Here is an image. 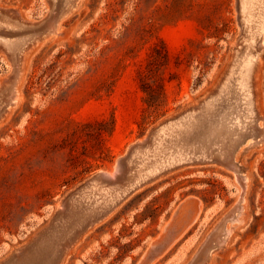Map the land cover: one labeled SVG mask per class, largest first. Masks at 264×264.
<instances>
[{"label":"rangeland","instance_id":"1","mask_svg":"<svg viewBox=\"0 0 264 264\" xmlns=\"http://www.w3.org/2000/svg\"><path fill=\"white\" fill-rule=\"evenodd\" d=\"M51 1L0 0V10L23 24L60 15L56 31L22 54L17 101L0 118V263L105 172L119 174V187L146 178L75 242L62 264H189L240 199L224 243L203 263L264 264V143L250 139L237 150L238 172L219 163H168L181 153L225 147L221 140L234 139L242 125L264 130V0ZM12 23L0 15V38L21 41L27 32ZM252 56L249 115L240 73ZM12 70L0 45V91ZM166 121L173 126L119 173V160ZM223 123L227 132L217 140ZM109 190L73 201L54 234L109 206L101 197L115 195Z\"/></svg>","mask_w":264,"mask_h":264},{"label":"water","instance_id":"2","mask_svg":"<svg viewBox=\"0 0 264 264\" xmlns=\"http://www.w3.org/2000/svg\"><path fill=\"white\" fill-rule=\"evenodd\" d=\"M0 15H4L6 18L8 17V19L14 22V24L12 23V25H9V27L11 26L12 28H21L27 32V36L21 41H10L4 38H0V45L10 56L13 67L10 80L0 91V94L2 96V99L0 100L1 118L3 114L10 108V106L13 105V100L17 95L16 86L20 76V61L22 54L33 42H36L46 35H50L55 32L60 16L58 14L51 13L46 19L41 20L36 24H23L20 21L13 19L9 13H5L0 10ZM173 124V121L164 122L160 127L153 130L148 138L135 144L130 149L128 155L125 158L119 160L118 172H122L123 167L127 164L128 160H130L133 154L143 149V147L152 140L155 134L173 126ZM261 138H264V130L260 129L255 124L251 126L250 129H245V132H239V134H237L233 139V142H231V144H228V147L225 146L220 149L218 148L216 150H212L211 153L200 152V155H197L193 152H188L187 154L192 158L187 162L199 161L202 163L205 158L201 157V155L205 153L207 154V156L211 155L212 160H215L217 163L235 172H238L239 168L234 161L235 153L237 152V150L243 144L247 143L250 139ZM119 180V174L112 177L106 173H98L87 180L64 201V203L62 204V209L57 212L56 217L53 219L48 228L43 230L29 245L12 252L11 255L0 264H24L25 261L38 256L37 252H39V250H41L42 248H47V251L44 254H46L47 258L49 259V264H60L67 251L91 226L104 219L113 209L114 205L127 198L131 193H133L144 183L143 181L137 183L138 180H133L128 181V183L119 187L115 185ZM109 185L114 186L109 187ZM101 189H110L113 191V193L119 194V196L121 194V197L113 202L114 205L111 203L112 205H107L104 208L92 209L89 216L84 217V219L72 229L67 230V227L63 225L61 226V228L63 229L62 234H54L57 232L56 229L59 227V223L65 217L66 211L70 207L72 208V205L75 203L73 201H76L82 196H86L87 194L93 195ZM240 202L241 199L238 204L229 212V214L226 215L217 225L215 230L209 235V237L203 243L200 250L197 252L195 257L189 264H202L207 260L209 254L211 253V251H213L214 248L224 243L223 236L226 233V225L227 223L234 220L237 211L240 209ZM55 247L57 249H55Z\"/></svg>","mask_w":264,"mask_h":264},{"label":"bare ground","instance_id":"3","mask_svg":"<svg viewBox=\"0 0 264 264\" xmlns=\"http://www.w3.org/2000/svg\"><path fill=\"white\" fill-rule=\"evenodd\" d=\"M53 1V0H52ZM51 1V2H52ZM59 1V0H58ZM66 1V0H65ZM254 1H256V0H253L252 2H254ZM260 1H262V0H259V2ZM74 2V1H73ZM73 2H71V3H73ZM238 2V1H237ZM250 2H251V0H250ZM263 2V1H262ZM58 3V2H57ZM70 3V2H69ZM240 4H241V6L242 5H244V4H242L241 2H239ZM246 3H247V1H246ZM54 4V3H53ZM68 4V3H67ZM248 4V3H247ZM263 4V3H262ZM262 4H261V6H262ZM75 5V4H74ZM251 8H253V6H254V4L253 3H251ZM247 6H249V5H247ZM264 6V5H263ZM70 7V6H69ZM68 7V8H69ZM71 8H74L73 6H71ZM262 8V7H261ZM264 8V7H263ZM262 8V9H263ZM63 9V8H62ZM61 10V9H60ZM65 10V9H64ZM246 10V9H245ZM53 11V10H52ZM68 11V10H67ZM257 11V10H256ZM256 11H255V13H256ZM259 11H261V10H259ZM258 11V12H259ZM55 12V11H54ZM66 12V11H65ZM69 12V11H68ZM67 12V13H68ZM264 12V11H263ZM56 13V12H55ZM242 13V12H241ZM261 13V12H260ZM59 14V13H58ZM261 14H263V13H261ZM65 15V14H64ZM255 16V14L253 15L252 14V12H250V13H248V16ZM60 16V15H59ZM242 16V15H241ZM244 16H242V18H243ZM257 17V16H256ZM244 19V18H243ZM242 19V20H243ZM261 19V18H260ZM262 24L260 25V31L261 32H263L264 31V16H262ZM10 22H11V20H10ZM245 22H247V21H245ZM258 22V21H257ZM261 22V21H260ZM259 22V23H260ZM243 23V22H242ZM241 24V23H240ZM245 24V23H244ZM248 24V23H247ZM247 27V26H246ZM6 28V27H5ZM56 31V30H55ZM252 31V30H251ZM5 33V32H4ZM264 33V32H263ZM7 34V33H6ZM11 34V33H10ZM16 34V33H15ZM14 34V35H15ZM241 35V34H240ZM248 35V34H247ZM8 36V35H7ZM252 36H253V34H252ZM241 37V36H240ZM261 38H263V37H261ZM264 39V38H263ZM254 40V39H253ZM38 41V40H37ZM244 41H248V40H244ZM249 42H251V41H249ZM254 42V41H253ZM253 44V43H252ZM236 45V44H235ZM249 45V44H248ZM245 46H247V45H245ZM260 53V52H259ZM251 54V53H250ZM263 54V53H262ZM238 56V55H237ZM247 56V55H246ZM258 58H260V57H258ZM239 59V58H238ZM253 59H254V57L252 56V57H246L245 58V63H243L244 65L242 66V69H241V75H240V78H241V89L243 90V95H244V97H245V99L247 100V105H249V108H248V112H249V115L250 114H252L253 113V109H252V100H251V93H250V87H249V80H250V74H251V72L253 71ZM257 60V59H256ZM255 60V61H256ZM234 62V61H233ZM235 72V71H234ZM256 72V71H255ZM21 73V72H20ZM254 75V74H253ZM252 77V76H251ZM251 84H253V83H251ZM239 85H240V83H239ZM229 94V93H228ZM239 95V94H238ZM232 96V95H231ZM17 97H18V95H16V97L14 98V100H13V105L12 106H14L15 105V103H16V101H17ZM12 106H10V107H12ZM9 110H12V108H9ZM187 122V121H186ZM180 123V122H179ZM238 123H240V124H242L243 123V121H239ZM180 125V124H179ZM239 124H237V126H238ZM248 125V124H247ZM177 126V125H176ZM175 126V127H176ZM187 126V125H186ZM181 127H182V124H181ZM226 127V125H225V123H223V124H221V128H219V130H218V132L215 134L216 135V138H217V140H218V138H219V136L221 135V131H223V132H225L226 130L224 129ZM183 128V127H182ZM194 128V127H193ZM245 129H247L245 126H241V130H245ZM183 130V129H182ZM187 130V129H186ZM241 130H240V133H241ZM170 132V131H169ZM227 132V131H226ZM162 133V132H161ZM187 133V132H186ZM189 133V132H188ZM168 134V133H167ZM239 134V133H238ZM161 135V134H160ZM172 135H174V132H173V134ZM172 135H168V136H171L172 137ZM179 135V134H178ZM156 136H158V134L156 135ZM162 136V135H161ZM165 136H167V135H165ZM164 136V137H165ZM154 138V137H153ZM214 138V137H213ZM155 140V139H154ZM177 140H179L178 139V137H177ZM220 141V140H219ZM222 142H221V144L222 145H224V146H227L228 147V144L230 143V142H233V139H229V140H227V137H226V139H223V140H221ZM250 141H252V142H254V143H257V144H261V143H264V138H261V139H251ZM155 142V141H154ZM162 142H163V140H162ZM165 142V141H164ZM217 142V141H216ZM165 143H167V142H165ZM157 144H158V142H157ZM204 144V143H203ZM150 145V144H149ZM170 145H172V144H170ZM194 145H196V144H194ZM205 145V144H204ZM207 145V144H206ZM151 146V145H150ZM174 146V145H173ZM145 148V147H144ZM212 148V147H211ZM148 149V148H147ZM188 149V148H187ZM143 150V149H142ZM154 150H155V148H154ZM148 151V150H147ZM146 151V152H147ZM153 151V150H152ZM158 151H160V150H158ZM179 151V150H178ZM154 152H156V151H154ZM224 153V152H223ZM160 154H161V152H160ZM172 154V153H171ZM171 154H170V156H171ZM178 155V154H177ZM164 156V155H163ZM201 157H203V158H205L204 159V161L202 162V163H204V164H213V163H217L215 160H212V158H211V155H209V156H207V154H205V153H203L202 155H201ZM171 158V161H168V163L169 164H172L173 162L175 163H177V162H179V163H182V162H187V161H189V160H191V156L190 155H188V154H183V153H181V154H179L178 156H176V157H170ZM165 159H167V157L165 158ZM137 160V158L134 160V162ZM163 160V159H162ZM140 161V160H139ZM132 162V161H131ZM146 162V161H145ZM151 162V161H150ZM153 162V161H152ZM163 162V161H162ZM141 163V162H140ZM158 163V162H157ZM202 163H200V164H202ZM138 164V163H137ZM143 164V163H142ZM129 165V164H128ZM144 165V164H143ZM156 165V164H155ZM214 165V164H213ZM216 165V164H215ZM151 166H152V164H151ZM163 166H164V164H163ZM191 166V165H190ZM219 166V165H218ZM134 167V166H133ZM224 167V166H223ZM238 167H239V165H238ZM141 168V167H140ZM145 168V167H144ZM155 168V167H154ZM181 169V168H180ZM156 170V168L154 169V170H152V171H150L149 170V173H153L154 171ZM227 170H228V168H227ZM117 171V170H116ZM115 171V172H116ZM137 171V170H136ZM138 171H139V168H138ZM141 171V170H140ZM159 172V171H158ZM100 173V172H99ZM105 173V172H104ZM109 173V172H108ZM121 173V172H120ZM143 173V172H142ZM114 174V173H113ZM139 174V173H138ZM146 174V173H145ZM165 174V173H164ZM112 175V174H111ZM152 175V174H151ZM154 175V174H153ZM237 175V174H236ZM113 176V175H112ZM139 177H138V179H140V180H138L137 181V183L139 182H144V179L146 178L145 176L146 175H138ZM149 176V175H148ZM160 177V176H159ZM143 178V179H142ZM158 178V177H157ZM240 178V177H239ZM156 179V178H155ZM242 181V180H241ZM148 182V181H147ZM150 182H151V180H150ZM149 182V183H150ZM144 184V183H143ZM151 184V183H150ZM241 185H242V187H244V184L243 183H241ZM143 186V185H142ZM110 191V190H109ZM137 191V190H136ZM136 191H134V193L136 192ZM106 192V194H101V197H104L105 198V201H106V203H110V205H111V203H113L115 200H117V199H119L120 197H121V194H120V196H119V194H116L115 193V195L113 196V195H108V193H107V191H105ZM98 194V192H96V193H94L93 194V197L95 198V196ZM242 194V193H241ZM242 196V195H241ZM130 197V196H129ZM127 199V198H126ZM87 201H89V200H87ZM100 202H101V200H100ZM122 203H120V205H121ZM95 205V204H94ZM114 205V204H113ZM118 206V205H117ZM240 207H241V205H240ZM93 208V207H92ZM81 209V208H80ZM242 210V209H241ZM69 212V211H68ZM74 212V211H73ZM82 212V211H81ZM238 212H240V211H238ZM242 212V211H241ZM111 213V212H110ZM239 214H241V213H239ZM75 215V214H74ZM87 215V214H86ZM67 216V215H66ZM84 216V215H83ZM89 216V215H88ZM79 219V218H78ZM82 221V220H81ZM233 222H235V221H233ZM237 222H238V220H237ZM61 225V224H60ZM91 227H93V226H91ZM227 232V231H226ZM226 234H228V232L226 233ZM228 236V235H227ZM226 237V236H225ZM80 241V240H79ZM49 246V245H48ZM76 245H75V243H74V246L69 250V251H71L72 249H74V247H75ZM50 247V246H49ZM51 248V247H50ZM55 249H57L56 247H55ZM54 249V250H55ZM47 251V248L46 249H41V250H39V252H37V255L38 256H35L34 258H31L30 260H28V261H25V263L24 264H49V259L47 258V256H46V254H44L45 252ZM69 251H67V253H66V255L69 253ZM65 255V256H66ZM66 258V257H65ZM63 260L64 259H62V262H63ZM208 260V259H207ZM62 262H61V264H62ZM206 262V261H205ZM204 264V263H203Z\"/></svg>","mask_w":264,"mask_h":264}]
</instances>
